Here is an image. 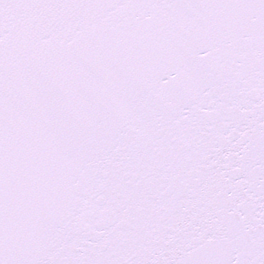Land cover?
Returning a JSON list of instances; mask_svg holds the SVG:
<instances>
[{
	"label": "snow or ice",
	"instance_id": "6c2138e0",
	"mask_svg": "<svg viewBox=\"0 0 264 264\" xmlns=\"http://www.w3.org/2000/svg\"><path fill=\"white\" fill-rule=\"evenodd\" d=\"M0 264H264V0H0Z\"/></svg>",
	"mask_w": 264,
	"mask_h": 264
}]
</instances>
